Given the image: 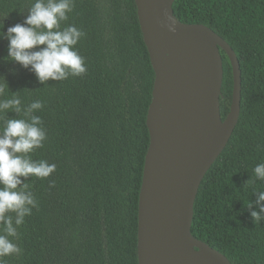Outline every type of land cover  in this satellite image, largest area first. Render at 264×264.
Returning <instances> with one entry per match:
<instances>
[{"label": "trees", "instance_id": "1", "mask_svg": "<svg viewBox=\"0 0 264 264\" xmlns=\"http://www.w3.org/2000/svg\"><path fill=\"white\" fill-rule=\"evenodd\" d=\"M31 2L0 0V30L22 23ZM74 5L62 28L75 25L84 32L75 48L85 74L44 86L33 72L3 59L8 41L0 38V76L10 91L24 104L44 103L34 114L43 121L46 140L32 158L56 165L45 179L29 178L39 207L17 229L13 242L22 254L4 257L5 264H139L140 193L156 71L136 0ZM173 9L180 21L202 23L222 36L236 51L243 78L240 118L200 185L192 233L232 264H264V221L253 222L255 203L247 208L256 200L253 188L264 189V181L253 183L254 167L264 163V0H175ZM221 53L225 119L234 76L229 56Z\"/></svg>", "mask_w": 264, "mask_h": 264}, {"label": "water", "instance_id": "2", "mask_svg": "<svg viewBox=\"0 0 264 264\" xmlns=\"http://www.w3.org/2000/svg\"><path fill=\"white\" fill-rule=\"evenodd\" d=\"M156 71L148 114L151 143L139 205V264H232L192 233L200 185L238 124L242 69L236 51L202 23H184L175 0H136ZM223 49L233 68L231 110L223 119Z\"/></svg>", "mask_w": 264, "mask_h": 264}, {"label": "clouds", "instance_id": "3", "mask_svg": "<svg viewBox=\"0 0 264 264\" xmlns=\"http://www.w3.org/2000/svg\"><path fill=\"white\" fill-rule=\"evenodd\" d=\"M74 7V0H33L22 23L8 27L6 32L0 30V38L8 41V55L3 59L33 72L44 86L49 80L85 74L84 57L75 48L84 32L75 25L62 28ZM0 24L3 29V22ZM10 92L6 78L0 76V264H5L4 257L22 254L21 247L13 242L19 238L17 229L33 208L39 207L29 178L45 179L56 170L55 164L32 158L46 140L43 121L34 114L44 103L37 99L24 104L18 92ZM9 113L16 117H9ZM253 177V183L264 181V163L254 167ZM54 185L52 181L49 186ZM252 193L256 200L247 208L255 203L258 211H252L251 217L259 224L264 221V189L253 188Z\"/></svg>", "mask_w": 264, "mask_h": 264}]
</instances>
